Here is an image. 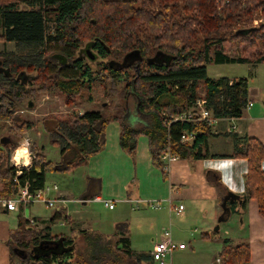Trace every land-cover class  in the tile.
<instances>
[{
    "label": "trees",
    "instance_id": "16d2710c",
    "mask_svg": "<svg viewBox=\"0 0 264 264\" xmlns=\"http://www.w3.org/2000/svg\"><path fill=\"white\" fill-rule=\"evenodd\" d=\"M256 19L261 20L259 26L253 25ZM0 42L15 45L14 52H0V121L11 120L12 129L31 128L14 114L25 101L29 105L41 95L60 94L72 104L85 89L105 82L107 97L120 99L110 116L88 111L65 121L46 120L44 129L50 143L60 148L61 161L53 163L32 147L31 166L19 176L10 165L19 144L0 136V198L14 197L19 186L29 185L32 192L44 188L48 172L79 168L105 147L106 128L116 121L121 126L120 146L132 156L140 135L149 137L153 164L165 177L166 152L182 160L245 159V193L237 202L245 208L248 199L257 200L264 217V143L232 134V152L211 155L214 126L201 120H173L193 109L201 88L213 119L243 117L248 79H213L207 69L213 64L264 63V0H0ZM84 45L94 60L79 56ZM228 45L237 46L235 55ZM130 97L140 114L152 118L144 129L125 123ZM184 132L195 134V141L182 143ZM211 177L209 173L208 182L215 184ZM61 220H68L64 209H57L39 231L21 220L6 244L10 264L153 261L151 255L132 249L127 222L118 224L110 239L84 234L85 250L78 252L74 239L53 233L51 225ZM219 259L221 264H248L250 246L226 240Z\"/></svg>",
    "mask_w": 264,
    "mask_h": 264
},
{
    "label": "crops",
    "instance_id": "0c3cea01",
    "mask_svg": "<svg viewBox=\"0 0 264 264\" xmlns=\"http://www.w3.org/2000/svg\"><path fill=\"white\" fill-rule=\"evenodd\" d=\"M234 65L246 67L248 76L252 77L250 81L248 79L249 100L241 119L218 120L214 125L215 135L209 141L211 155L232 152L234 144L232 134L256 138L264 143V63ZM219 78L222 77L213 79ZM130 99L134 101L131 106L135 107L131 109L129 104V110L125 117L126 125L132 128H146L150 125L152 118L140 114L135 98L130 97ZM120 134V124L116 121L110 122L106 128L105 147L99 153L91 156L79 168L64 173L75 175L81 169L82 172L78 175V184L76 185L78 189L69 185L59 186L58 191L51 195L52 198H65L68 200L67 203L75 202L82 205L87 210L86 213L90 215L87 218H93L97 213L90 209V206L96 203H82L80 200H89L100 196L115 202V208L111 211L118 210L119 215L109 223L103 222L102 219L99 220L95 216L96 228L90 230L88 228L89 220L78 214L72 215L67 203L59 204L57 209H64L68 220H61L62 227L66 229L57 233L54 232L55 225L52 224L51 229L54 234H65L75 240L79 236L84 237V234L93 232L110 239L116 231V226L127 222L129 225L128 236L133 246L132 224L151 218L155 219L157 223L161 222L160 226L158 224H156L158 227L153 226L147 236L149 241H152L154 248L155 243L161 239L163 231L166 230L167 217L170 216L171 219L174 215L181 219L174 224L172 223L174 218L169 222L170 228H173L172 237L175 242L184 244L180 239L184 232L182 228L194 220L195 225L200 224L204 228V233L201 234L203 241H210L214 236L221 239L222 243L217 248L218 255L221 253L226 240H229L233 245L245 242L250 246L248 264H264V217L259 211L258 202L255 199H248L245 208H242L241 203L237 202L238 196H243L245 193L244 179L248 171V164L245 159L219 156L200 161L179 159L171 163L168 170L165 168L167 173L165 177L164 173L153 164L150 140L147 135H140L137 149L132 156L120 146ZM191 143L193 142L189 144ZM39 151L46 156L44 145L40 147ZM29 156L30 161H32L33 157L31 158L30 151ZM60 161L61 155L59 153V159L52 162L59 163ZM23 162L24 160H22ZM262 170L264 171V161L262 162ZM57 173L60 174V172ZM209 173L212 174L211 178L216 181L215 184L208 182L207 175ZM135 201H139L138 206L134 203ZM152 201L159 202L161 204L160 209L150 207L149 204ZM170 202L174 206L183 205L185 207L183 214L178 216L171 213ZM35 205L37 204L26 207L20 205L12 212L0 208V264H10V250L6 244L10 238V232L18 228L21 220L27 221L29 224L33 221L35 222L33 226L39 225V227H45L51 220L34 212ZM208 207H210L209 213ZM152 210L156 212L151 214L150 211L152 212ZM107 225L109 228L113 227L114 231L104 233ZM160 227L163 229H158ZM190 233L195 237L198 232L193 229ZM153 248L149 253L144 254L151 255ZM189 248L192 249V253H196V248L192 246V243H190V247L186 244V249L177 250L173 253L169 259V264H174L173 256L177 252H186V258H188L187 251ZM152 263L154 264L153 261ZM211 264L214 263L211 262ZM215 264H218L217 259Z\"/></svg>",
    "mask_w": 264,
    "mask_h": 264
},
{
    "label": "rangeland",
    "instance_id": "374dc122",
    "mask_svg": "<svg viewBox=\"0 0 264 264\" xmlns=\"http://www.w3.org/2000/svg\"><path fill=\"white\" fill-rule=\"evenodd\" d=\"M21 8H24V7L21 6ZM260 23H261V20L256 19L253 22V25L259 26ZM236 47H237L236 45H228L227 49H229L231 54L235 55ZM83 49L84 50H82L79 53V56L86 58L87 49L90 50V52H91V49L87 48L85 45L83 46ZM14 51H15L14 44L9 43L7 45H4L3 43H0V52H14ZM94 68L96 67L94 66ZM248 75L249 74L246 71V67H241L238 65H214L213 64V65L208 66V76L210 78L228 77V78L235 79L237 77L238 78L245 77L249 79L250 81L252 77ZM107 85L108 84H106L105 82L95 83L91 91H88L87 89H85L80 96L73 99L72 104H67L66 97L60 94L39 96L37 99L34 100L33 102L34 107L32 109L29 108V105H27V101H25L14 115L19 117L20 120L22 121L29 122L31 124V128L28 130H24V131L12 129L14 124L10 120V123L12 126L5 123L4 128L0 130V136H10L13 142L17 141V143L19 144V148L23 144L26 143V140H28L29 151H30V148L32 147H36L37 150L39 151L40 147L44 145L46 147L45 153H46L47 159L55 162L59 159L60 148L49 143L50 137H49V134L44 129L43 123L46 122V120H49L52 118L60 119L64 121L69 120V117L71 116L82 115L88 111L103 110L105 111L107 115L109 116L113 115L115 112L114 105L118 104L120 102V99H118L117 97H111V98L107 97L106 89L107 87H109ZM199 95L201 97L204 96V92L202 88L199 90ZM129 104L131 106V104H134V101L130 100ZM134 107L135 106L132 105L131 109H134ZM47 124H51V123L47 122ZM11 130H13V132H11ZM17 150H15L12 153L11 160H10V165L14 167H15V164L17 165V162H16ZM30 155H31V152H30ZM19 156H20V151H19ZM29 162L30 164L28 163L24 166H20L21 163L19 161V165L17 166H20V167H18V169L22 170V169H26L30 167L32 161L29 160ZM81 172H82L81 169L77 171L75 175H71V174L68 175L64 173L59 174L57 172H48L46 186L53 188L55 185L57 187L69 185L70 187H73V188L76 187L75 189H78L76 185L78 184L77 182L78 175ZM75 192H77V190H75ZM67 204L69 206V209H71L72 215L78 214L81 217H84V219L89 220L88 228L90 230L96 228L95 226L96 220L94 219L95 216L99 220L102 219L103 222L106 221V223H109L113 218L119 215L118 210L111 211L110 209L106 208L102 203H98V204L96 203V204H92L90 206V209L93 212L96 211L97 213L95 214L93 218L92 217L87 218L90 215L86 213L87 210L82 205L75 203V202H70ZM57 206L49 209L45 205L37 204L34 206L33 209H34V212H36L38 215L51 219L56 212ZM162 207H164V205H162ZM207 211L208 213L210 212V207L207 208ZM153 212L155 213L156 211L154 210H152V212L150 211L151 214H153ZM172 219H173V222H172L173 224L181 220V219L176 218L174 215L172 216L171 219H170V216L169 218L167 217V224L165 227L166 229H171V232L173 228L172 227L170 228L169 222ZM156 224L160 226L161 222L157 223L155 219H151V218L144 220L142 222H138V223L135 222L132 224V227H133L132 230H133V236H134V245L132 246V249H134V251H137L139 253H149L152 250L153 248L152 241L151 240L149 241V238H147V236L149 235L151 228L153 226H156ZM30 225L33 226V224L31 223ZM54 225L55 227L54 226L53 227H54L55 233H57L58 231H64L66 229L62 227L61 221L55 222ZM34 227L38 231L44 228V226L39 227V225H36ZM158 229H163V228L160 227ZM182 229L184 230L182 236L180 237L182 243H184L185 245L186 244L189 245V247H190V243H192V246H195L196 248V253H192L193 252L192 249L189 248L187 251L188 258H186V252L184 253L177 252L173 256L174 264H211V262L215 264L216 259L219 257L217 248L222 243L221 239L214 236L210 239V241L209 240L203 241L201 234L204 233V228H202L200 224L195 225L194 220L191 221V223L185 224V226ZM193 229H196L198 232L197 235H195V237H193L192 234L190 233ZM112 231H114L113 227L109 228L108 225L105 226L104 233L105 232L111 233ZM75 241H76L78 252H80L81 250L84 251L85 250L84 237L79 236L77 237V239H75ZM16 264H19V263H16ZM149 264H153V263H149ZM154 264H157V263H154Z\"/></svg>",
    "mask_w": 264,
    "mask_h": 264
},
{
    "label": "built area",
    "instance_id": "2783aa9c",
    "mask_svg": "<svg viewBox=\"0 0 264 264\" xmlns=\"http://www.w3.org/2000/svg\"><path fill=\"white\" fill-rule=\"evenodd\" d=\"M175 121H192V120H201L208 122L211 126H214L217 121L212 118V114L210 111L206 109V99L204 97L200 98L193 109L188 112L186 115H182L179 117L173 118ZM11 123L10 121H0V128L4 124ZM196 139V135L192 133L184 132L181 138L182 143H190L194 142ZM26 144L29 146L28 140H26ZM180 159L179 156L173 155L170 152H166L162 156V161L165 164L166 170L169 169V166L171 163L176 162ZM22 166H24V162L21 163ZM17 167V175L19 176L22 172V170H19ZM58 191V187L55 185L53 188L45 186L42 189L36 190L32 192L30 190L29 185L25 186H19L17 193L14 197L11 198H0V208L7 210L9 212L15 211L18 206H29L31 204H42L47 206L48 208H54L59 204H66L68 200L65 198L59 197V198H52V193ZM82 203L87 202H94V203H102L106 208L113 210L115 208V202L106 200L100 196H96L89 200H80ZM139 201H135L134 203L136 206H138ZM150 207L154 209H160L161 204L157 201L150 202ZM185 207L183 205L180 206H174L170 202V212L175 213L176 215L180 216L183 214ZM31 224H34L35 222L31 221ZM186 249L185 244H179L174 241L172 237V232L170 229H166L163 232V235L161 239L154 245L153 251L151 253L152 260L154 263L157 264H169L168 260L172 257L173 253L177 250H184ZM217 263L221 264V260L217 258Z\"/></svg>",
    "mask_w": 264,
    "mask_h": 264
},
{
    "label": "bare ground",
    "instance_id": "6f19581e",
    "mask_svg": "<svg viewBox=\"0 0 264 264\" xmlns=\"http://www.w3.org/2000/svg\"><path fill=\"white\" fill-rule=\"evenodd\" d=\"M19 151H20V156L21 157L19 156ZM27 152H28V154H27ZM28 155H29L28 145L25 143L20 148H18V150L16 152V156H17L16 162H17V165H19V161H20V163H22V160H24V162H25L23 165L28 164L29 163V160H30V156H28ZM20 166H22V164Z\"/></svg>",
    "mask_w": 264,
    "mask_h": 264
},
{
    "label": "water",
    "instance_id": "95a60500",
    "mask_svg": "<svg viewBox=\"0 0 264 264\" xmlns=\"http://www.w3.org/2000/svg\"><path fill=\"white\" fill-rule=\"evenodd\" d=\"M87 57L90 58L91 60H94L95 56L90 52V50L87 49ZM34 104L32 102L29 103V108H33Z\"/></svg>",
    "mask_w": 264,
    "mask_h": 264
}]
</instances>
